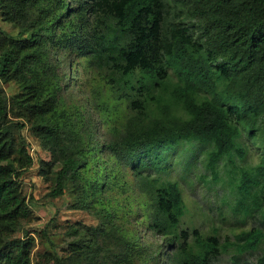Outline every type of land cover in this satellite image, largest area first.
<instances>
[{"label":"trees","instance_id":"obj_1","mask_svg":"<svg viewBox=\"0 0 264 264\" xmlns=\"http://www.w3.org/2000/svg\"><path fill=\"white\" fill-rule=\"evenodd\" d=\"M62 2H0L3 17L30 33L1 50L0 75L23 87L14 103L34 118V132L51 156L41 160L42 173L59 164L48 195H63L73 181L76 206L95 208L102 220L86 227L72 256L35 257L33 237H11L32 213L21 179L33 156L24 136L15 148L0 95V264H109L112 258L113 264H214L233 244L238 254L257 250L264 240V153L256 166L240 170L237 203L261 211L262 224L236 232L234 242L182 225L187 204L171 172L181 166L176 153L187 143L210 144L207 166L217 178L221 159L235 150L245 155L238 140L243 131L264 141V0H77L79 20H70L67 43L54 28ZM67 45L107 69L116 99L127 102L120 134L112 127L107 137L95 128L102 118L92 117L89 99L70 106L73 112L58 109L55 63ZM100 106L106 112L108 104ZM129 189L138 210L113 217L100 196ZM139 224L149 238L140 237ZM257 264H264V254Z\"/></svg>","mask_w":264,"mask_h":264},{"label":"rangeland","instance_id":"obj_2","mask_svg":"<svg viewBox=\"0 0 264 264\" xmlns=\"http://www.w3.org/2000/svg\"><path fill=\"white\" fill-rule=\"evenodd\" d=\"M77 3V0H64L59 6L58 15L61 24L54 28L55 33L66 43L69 39L65 37L71 33L70 20L74 23L79 20ZM70 14H74L72 18H69ZM20 30L19 21L3 17L0 8V52L10 44L11 40L13 44L15 40L29 37V32L22 34ZM59 57L55 63L58 77L56 79L62 86L58 92V109L65 108L73 112L70 106L89 99L94 112L92 117L102 118V125L101 122L99 124L95 121V128L100 127L99 132H103L107 137H111L114 133L112 127H116L120 134L130 109L126 101L116 99L108 82L107 69L101 68L90 56H80L71 45L63 47ZM28 72L30 75V70ZM22 91L23 87L18 80L0 75V95L6 100L7 121L14 134V146L16 149L20 148L23 144L21 136H24L28 142L26 148L33 156L32 164L22 174L21 179L22 192L30 202L32 213L29 217L20 220L21 225L11 233V237L22 239L33 237L35 257L39 253L53 251L68 256L80 238L84 240L86 227L97 226L102 219L95 208L86 209L76 206L78 200L73 181L67 183L63 195L56 198L48 195L54 186V174L59 164L55 165L47 176L42 173L45 166L41 160L47 161L51 156L40 137L34 132V118L22 106L14 103V97L20 95ZM102 102L108 104L106 112L100 108ZM17 122H20L19 126L16 125ZM257 135L249 137L246 131L242 132L238 140L245 155L240 157L235 150L230 157L221 159L216 167L217 178H214L212 170L207 166V151L211 148L210 144L187 143L178 148L176 156L180 158L182 164L172 170L171 177L180 182L187 204V213L182 223L185 228L195 227L204 234H216L220 242L229 243L234 242L236 232L261 226L263 221L261 211L257 209L247 212L246 208L237 204L241 198L238 189L240 170L242 168L250 170L256 166L264 153V141L260 139L259 133ZM18 154L16 152L15 156L17 157ZM188 160L189 162L186 163ZM184 166H188L189 169ZM100 201H104L109 208L114 209L113 217H122L124 212L132 207L133 213L138 210V200H134L131 189L126 192L119 191L117 194L104 193L100 196ZM96 204L99 206L98 202ZM134 218L135 216L131 219ZM127 226H130L129 223ZM44 228L47 231L46 235L41 232ZM73 228L82 230L73 233ZM138 232L142 239L150 236V232L140 224ZM262 254H264V240L257 250L243 254H238L233 244L214 259V264H257ZM113 263L112 258L109 264Z\"/></svg>","mask_w":264,"mask_h":264}]
</instances>
